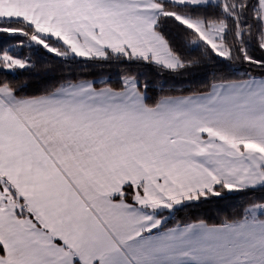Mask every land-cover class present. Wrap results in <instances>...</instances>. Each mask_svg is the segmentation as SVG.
Returning <instances> with one entry per match:
<instances>
[{"label":"snow or ice","instance_id":"obj_1","mask_svg":"<svg viewBox=\"0 0 264 264\" xmlns=\"http://www.w3.org/2000/svg\"><path fill=\"white\" fill-rule=\"evenodd\" d=\"M0 35L44 53L0 50V264H264V0H0Z\"/></svg>","mask_w":264,"mask_h":264},{"label":"trees","instance_id":"obj_2","mask_svg":"<svg viewBox=\"0 0 264 264\" xmlns=\"http://www.w3.org/2000/svg\"><path fill=\"white\" fill-rule=\"evenodd\" d=\"M19 40H25L24 37H6L3 35H0V50L9 48L14 54L17 55H29L33 54L34 58H38L39 60L44 59V53L36 51V47L32 46L30 47L27 43L23 48L17 47L16 42ZM47 56L53 60H56L57 58L53 57L51 53H47ZM31 69H23V70H17L15 75L17 76H26L31 73ZM154 70L149 68L146 71L142 72L141 75H149V73H153ZM184 78H177V77H170L167 73H165L163 77L164 84L166 85L170 80H175L177 84L182 83ZM41 88V84L39 82L34 84V91L39 92Z\"/></svg>","mask_w":264,"mask_h":264}]
</instances>
